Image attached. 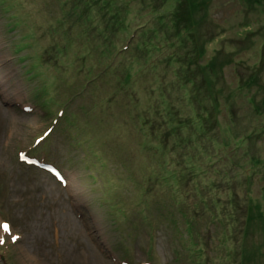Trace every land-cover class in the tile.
<instances>
[{
  "label": "rangeland",
  "instance_id": "rangeland-1",
  "mask_svg": "<svg viewBox=\"0 0 264 264\" xmlns=\"http://www.w3.org/2000/svg\"><path fill=\"white\" fill-rule=\"evenodd\" d=\"M0 74V264H264V0H0Z\"/></svg>",
  "mask_w": 264,
  "mask_h": 264
},
{
  "label": "trees",
  "instance_id": "trees-1",
  "mask_svg": "<svg viewBox=\"0 0 264 264\" xmlns=\"http://www.w3.org/2000/svg\"><path fill=\"white\" fill-rule=\"evenodd\" d=\"M184 4H182L183 6L185 5V3H186V1L185 2H183ZM187 8H188V10L190 9V7H189V4H187V6H186ZM185 7V8H186ZM185 8H182L183 9V11H184V9ZM180 9V8H179ZM147 26V24H143V25H138L137 27H136V29L133 31V34H134V36H135V33L137 32V31H139V30H141V29H143L144 27H146ZM130 41L131 40H129L128 41V43L130 44ZM125 47L126 48H123V47H120V48H122V50H126V49H128L127 47V43H126V45H125ZM193 61V60H192ZM193 63H198L199 64V62H197V61H193ZM211 66H212V64H211ZM64 115V114H63ZM194 124H195V126L198 128V130H200L201 132H205V130H204V123H205V116L204 115H197L196 117H195V119H194ZM195 127V128H196ZM196 167V165L195 164H191L190 165V168H195ZM179 194V196H180V193H178ZM148 199V198H147ZM180 199H181V197H180ZM180 199L178 200V202L180 201ZM148 202V201H147ZM180 203L182 204V205H180V204H178V210L181 212V210H183V209H181V207H183V203L180 201ZM183 211H185V210H183ZM186 212V211H185ZM183 215L185 216V214H184V212H183Z\"/></svg>",
  "mask_w": 264,
  "mask_h": 264
},
{
  "label": "bare ground",
  "instance_id": "bare-ground-1",
  "mask_svg": "<svg viewBox=\"0 0 264 264\" xmlns=\"http://www.w3.org/2000/svg\"><path fill=\"white\" fill-rule=\"evenodd\" d=\"M9 81H10V77H7V76H4L3 74L2 75L0 74V82H1V84L6 86V85H8ZM196 181H199V179L196 180ZM180 197L182 198V196H180Z\"/></svg>",
  "mask_w": 264,
  "mask_h": 264
},
{
  "label": "snow or ice",
  "instance_id": "snow-or-ice-1",
  "mask_svg": "<svg viewBox=\"0 0 264 264\" xmlns=\"http://www.w3.org/2000/svg\"><path fill=\"white\" fill-rule=\"evenodd\" d=\"M4 227L7 228V225H5Z\"/></svg>",
  "mask_w": 264,
  "mask_h": 264
}]
</instances>
